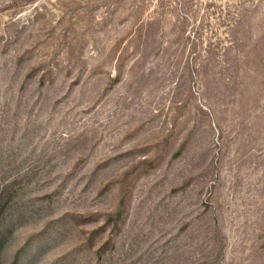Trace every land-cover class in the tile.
<instances>
[{
    "label": "rangeland",
    "instance_id": "1",
    "mask_svg": "<svg viewBox=\"0 0 264 264\" xmlns=\"http://www.w3.org/2000/svg\"><path fill=\"white\" fill-rule=\"evenodd\" d=\"M0 264H264V0H0Z\"/></svg>",
    "mask_w": 264,
    "mask_h": 264
}]
</instances>
